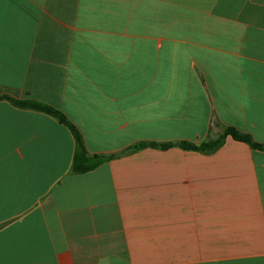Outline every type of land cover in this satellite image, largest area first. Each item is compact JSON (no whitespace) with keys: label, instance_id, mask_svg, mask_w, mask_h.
<instances>
[{"label":"crops","instance_id":"obj_1","mask_svg":"<svg viewBox=\"0 0 264 264\" xmlns=\"http://www.w3.org/2000/svg\"><path fill=\"white\" fill-rule=\"evenodd\" d=\"M0 264H264V0H0ZM174 143L130 153L138 143Z\"/></svg>","mask_w":264,"mask_h":264},{"label":"trees","instance_id":"obj_2","mask_svg":"<svg viewBox=\"0 0 264 264\" xmlns=\"http://www.w3.org/2000/svg\"><path fill=\"white\" fill-rule=\"evenodd\" d=\"M1 100H6L10 102L13 106L21 109L34 110L38 112L45 113L60 123L66 125L75 137L76 149L72 166V173L75 175L86 174L91 172L109 160L117 157L115 155L105 156V155H91L87 152L83 138L77 128L72 124V122L67 118V116L60 110L32 100H15L8 96H1ZM227 136H232L234 139L245 142L249 144L253 149L264 151V146L255 143L249 134L242 133L234 128H225L224 132L217 139H208L201 144H192L188 142L179 143V146L184 150L199 151L203 153H212L216 151L225 141ZM174 143H138L132 146L129 150L130 153L141 151L148 147L168 149L173 146Z\"/></svg>","mask_w":264,"mask_h":264}]
</instances>
